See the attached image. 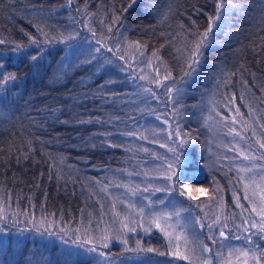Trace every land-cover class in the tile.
<instances>
[{
  "label": "trees",
  "instance_id": "1",
  "mask_svg": "<svg viewBox=\"0 0 264 264\" xmlns=\"http://www.w3.org/2000/svg\"><path fill=\"white\" fill-rule=\"evenodd\" d=\"M65 4L66 0H13L11 4L9 0H0V38L6 40L0 45V56L3 57L0 62L7 72L17 76L16 81L0 84V198H7L4 207L10 217L6 221L0 220V228L6 230L9 238L5 247L0 244V264H19L20 261L22 264H61L59 258L50 255L37 257L39 241L44 247L49 244L45 241L46 235L41 236L39 232L34 235L35 230H30L33 225L24 215L13 223L16 219L13 213H34L37 220L52 212L57 217L63 213L64 221L71 222L72 226L79 224L81 209L85 216L92 213L95 218L99 211L98 197L91 193L98 190L95 181H102L95 176L99 172L94 168L115 167L132 153L123 152L124 146L109 147L108 142L123 145L125 136L121 133L133 127L129 116L144 121L137 127L153 118L148 116L147 108L142 116L135 104L140 97L134 90L143 81H133L127 73L120 72L118 60L105 67L98 66L104 64L103 59L111 57V53L97 54V60L92 64L81 63L89 47L82 43L84 34L81 31L86 28L87 20L84 25H75L80 31L77 40L62 45L46 44L45 48H41L45 43L37 26L47 25L46 30L53 33L65 29L71 31L73 18L79 20L81 15L76 12L79 7L87 9L92 26L100 34L104 29L97 18H104L108 23L115 12L121 18L119 27L125 41L146 45L145 56H150L168 38L178 43L175 33L180 31V24L190 32L203 31L208 26V17L216 13V0H135L131 6L130 0H74L72 8L62 7ZM225 5L220 27L214 29L197 72L190 79L186 78L187 82H192L191 97L184 99L179 125L181 134L188 133L192 137L181 157L188 158L189 163L183 165L185 171L201 178L199 185L209 189V196L216 187L213 182H217L229 210L234 203L226 189V175L213 167L221 145L217 147L210 141L208 116L213 99L220 101L224 92H236V103L247 114L239 99L241 65L245 68L244 77L249 86L255 85L250 90L264 98V93L258 91L264 85V0H225ZM41 8L43 11H37ZM29 35L35 36L40 43L31 44ZM188 38L192 39L191 36ZM214 43H218V49L212 46ZM17 44L24 45L19 52L14 51ZM67 47H75L77 52L66 62L64 51ZM33 55L38 57L36 61L31 59ZM160 55L178 77L175 49L165 44ZM98 67L99 73L94 76ZM231 72H237V76L233 77V84L225 88L222 77ZM211 76L214 78L209 88L200 78ZM58 79L60 82L53 84ZM107 79L116 81L109 90L122 91L113 102L106 103L92 95L84 98L85 92H96L97 81L103 83ZM176 83L182 88L185 81L177 78ZM205 100L206 108L202 107ZM50 107L58 109L55 115L49 113ZM217 110L225 112L220 105ZM98 117L105 122L96 123ZM80 118L91 122L80 123ZM173 125L176 126L175 121ZM25 156L28 159H24ZM50 163L57 167L50 169ZM50 171L52 179H49ZM209 196H204L207 201ZM106 203L105 209L109 202Z\"/></svg>",
  "mask_w": 264,
  "mask_h": 264
},
{
  "label": "snow or ice",
  "instance_id": "2",
  "mask_svg": "<svg viewBox=\"0 0 264 264\" xmlns=\"http://www.w3.org/2000/svg\"><path fill=\"white\" fill-rule=\"evenodd\" d=\"M9 3H13V0H9ZM132 3H135V0H130L129 6ZM73 4L74 0H66V4L62 7L72 8ZM225 7V0H216V13L214 16L208 17V26L203 31L197 29L195 32H190L183 24H180L178 26L180 31L175 33V40L178 43L174 42L172 38H168L159 48L153 50L150 56H145L146 45H142L139 41H125L119 27L122 25L121 18L115 12H113V18L108 23L105 22L104 18H97L98 24L104 29L100 34L92 26L87 9L79 7L76 8V12L81 15L79 20L73 18L71 31L65 29L64 31L56 30L53 33L46 30L47 25L45 27L37 26L36 30L41 33L43 43L69 44L70 41L80 37V31L75 28V25L77 23L84 25V21L87 20L86 30L92 39L84 37L82 41L89 47L87 48V55L81 63L92 64L97 60V54L111 53V57L105 58V64H114L118 60L121 62L118 65L120 72L127 73V77L133 81L144 82L136 86L137 94L143 99L147 107V114L153 116L158 123L154 127L133 126L121 135L133 137L148 144H157L166 150V154H158L141 145L137 151L149 154L153 160L160 161V164L150 171L129 172L128 175H143L148 183H145L143 187L121 183H113L112 186L124 188L131 197L137 196V193L154 195L163 192L169 196L175 194V196L185 198L192 203L190 206L181 208L172 206L171 210H166L171 204L170 201L166 204L163 199L153 201L147 197L140 201H134L131 198L121 199L109 192V184H101L97 180L95 184L99 185V188L91 193V196L98 197L96 203L99 205V211L95 218L92 213L85 216L84 209H81V220L77 226H71L64 221L63 213L60 214V224L57 225L55 212L48 214L52 217L51 220L44 215H41L37 220L34 213L17 211L13 213L16 217L13 223L18 222L19 217L24 215L41 236H54L65 245H71L76 249L83 250L84 253L93 254L96 258V264H114L111 254L104 251L113 242L124 245L123 251L125 252L156 253L159 256L171 255L175 260L185 261L186 264H213L214 260H217L219 264H264V245H262L264 242V163H261L264 161V98L257 97L255 92L250 90L255 85L249 86L248 80L244 77L245 68L241 65L239 69L241 88L239 99L243 102L242 106L247 109V114L241 111V105H237L238 94L236 92L222 93L220 101L213 99L208 120L219 128L225 138H231L223 145V148L229 153H234L232 156L219 155L217 161H239L235 167L232 166V163L227 166L219 163V167H227L228 172H235V180L230 178V182L239 186L234 188L233 200L235 209L240 211L226 209L222 196L218 195L221 188L215 181L213 183H216V187L212 189V195L208 197V202L197 203L200 195L208 194L209 190L205 187H193L190 183L181 180L182 172L179 169L181 157L185 155L183 150L189 145L192 137L188 133L181 134L179 98L183 89L177 86V77L173 75V71L160 55L165 44L171 45L177 53L179 79L187 82L186 78L190 79L197 72L204 50L211 43L214 29H219ZM37 11H43V9H37ZM122 11H126V9H122ZM193 23L195 22L193 21ZM162 35L164 34L162 33ZM189 36L192 39H189ZM29 40L33 45L40 43L35 36L29 35ZM109 41H113V43L110 44ZM5 43L6 40L0 38V45ZM23 47L24 45L17 44L14 51L19 52ZM2 59L3 57L0 56V61ZM31 59L36 61L38 57L33 55ZM98 73L99 67L93 75ZM236 76L237 72L225 73L222 77V86L227 88L232 85L233 77ZM16 80L17 76L7 72L3 63L0 62V84H7L9 81ZM168 81L171 83H167ZM81 83L85 82L82 81ZM115 83L116 81L112 79L104 80L103 83L97 81L96 92H85L83 96L87 99L89 95H92L93 98L111 103L113 98L122 94V91L109 90V86ZM85 87H87L86 83ZM157 89L162 91L158 92ZM258 91L264 93V85H261ZM153 103L162 107L154 108L152 107ZM217 105L222 106L225 112L217 110ZM48 111L55 115L58 109L50 107ZM139 111L142 116L145 115L143 108ZM129 120L139 124L135 116H129ZM173 121L176 122L175 127H173ZM61 122L67 123V121ZM79 122L91 121L80 118ZM95 122L104 123L105 121L98 117ZM148 124L151 125L152 121H148ZM110 134L108 133V135ZM92 146L95 147L96 145L93 144ZM108 146L112 148L123 147L122 144L112 142H108ZM167 153H170L171 156L169 157ZM19 159L18 156L17 162ZM24 159H28V157L25 156ZM49 167L53 169L57 166L50 163ZM225 174L227 175V173ZM52 177L53 174L50 171L49 179ZM156 180L162 181V183H152ZM36 187H39V184ZM241 196L247 202V206L241 203ZM106 197L111 198L107 209L102 202ZM145 200L146 202H144ZM6 203L7 198H0V220L4 221L10 219L5 211L4 205ZM181 203L183 202L181 201ZM118 204L121 205L119 209ZM41 207L43 210V205ZM193 208L199 210L203 215L197 214L191 217L190 223L197 225L199 230L204 232L205 239H200L199 234L190 236L188 234L189 225L182 223L183 213L188 212L191 216ZM205 208L208 209L207 212L204 211ZM106 216L109 218L107 221L105 220ZM138 229H142L145 234H150L153 229L158 230L165 238L168 251H162L151 246L144 247L138 239L134 242V247L129 246L128 234H136ZM205 240L211 245H218V247L214 250ZM232 240L241 241L242 245L234 246L231 244ZM224 242L228 243L225 244Z\"/></svg>",
  "mask_w": 264,
  "mask_h": 264
},
{
  "label": "rangeland",
  "instance_id": "3",
  "mask_svg": "<svg viewBox=\"0 0 264 264\" xmlns=\"http://www.w3.org/2000/svg\"><path fill=\"white\" fill-rule=\"evenodd\" d=\"M81 31H83L84 37H88L89 39H92L90 34L87 32L86 28L81 29ZM62 44L63 43H61L60 45H62ZM214 44H215V46L214 45H212V46L218 49L219 48L218 43H214ZM56 45H54V46H56ZM45 46H46V44L41 46V48H45ZM64 52H65L64 58H65V61L67 62L71 55L76 56L77 49L75 47H67V48H65ZM105 58H107V57H105ZM105 58L103 59V62H104ZM106 65L107 64H105V63L104 64H102V63L98 64L99 67H105ZM177 76H178L177 78L179 79V76H180L179 70L177 71ZM213 78H214V76H211L210 78H208V77L200 78V81H202L207 86L209 85L208 87L210 88ZM60 80L61 79L53 81V84L55 82H60ZM167 83H171V81H168ZM191 83L192 82H185L182 85L183 92L179 98L180 99V105H179L180 115H179V118L182 117V112L184 109L183 108L184 99L188 96L191 97V90H190ZM134 91L137 93V87L135 88ZM157 91L159 92L162 90L157 89ZM135 104L140 109L141 108H143V109L147 108L146 105L144 104V101L142 98H140V100L136 101ZM206 104H207V100H205L203 102L202 107L206 108L207 107ZM152 107L157 108V107H162V106H158L157 104L153 103ZM170 108H171V105H170ZM148 116H150V115H148ZM150 120L152 121L151 125L148 124V121H150ZM150 120H148L147 123L144 124V126L154 127L157 125L158 122H156L154 120V117L151 118ZM139 122L144 123L143 120H141ZM130 125L131 126H137L136 121L131 120ZM173 127H175V125H173ZM208 129L210 132L211 143H216L217 147H219V145H221V152L219 153V155L229 156V154H231V153L227 152L226 149L223 148V145L226 144L228 142V140H230L231 138L230 137L225 138L222 135L219 128L217 126H214L213 122L210 120L208 121ZM130 141H132L131 144H129ZM123 142H124L123 143V146H124L123 152H128V151L132 152L130 155H128L127 160L123 161V163L130 166L134 170L126 169L124 167L123 163H117L114 165L115 167L105 166V167L100 168V169L94 168V170H98V172H99V175L96 174L95 176L99 177V179L102 181L101 184H105V183L109 184V192L112 193L113 196H118L121 199H125V200L131 198L134 201H140L142 198H145V197L150 198L153 201H159L160 199H163V200H165L166 204L169 201L171 202V204L168 205L166 210H171L172 206H175L176 208H181L183 206H190L191 205L192 202L187 201L185 198L177 197V196H175V194H172L171 196H169L163 192L155 193L154 195H151L149 193H137V196L131 197L130 194L126 193V190L124 188H115L114 186H112L113 183H121V184H126V185H128V184L140 185L141 187H143L145 183H148V180L143 175H140V174L131 175V176L128 175L129 172L142 173L145 171H150L152 168L157 167L160 164V161L153 160L149 154H146L142 151H137L138 147H140L141 145H143L144 147L150 148L152 151H154L158 154H161V155L166 154V150L164 148H160L157 144H148L144 141H138L132 137H126L125 136L123 138ZM233 154H231V156ZM167 155L169 157L171 156L170 153H167ZM187 161H188V158H186V160H185V157L183 159L181 158V164L179 166L180 172H182L181 180L185 183H190L193 187H202L201 185H199V182H200L199 180L201 178L198 179V178L194 177V175H191L190 173L185 171V168L183 167V165H186L187 163H189ZM219 163H223L226 166L229 163H232V166L235 167L239 163V161H236V162L216 161L213 163L214 168L219 169L224 174L227 173V175L225 174L227 177L226 189H227L228 193L229 192L231 193V195H232L231 199H232V202L234 203L233 191H234V188H238L239 186L231 183L230 178L233 181L235 180V172H228L227 167L220 168ZM261 163H264V161H262ZM204 179H205V177H204ZM204 179H203V181H204ZM207 179H208V177L206 178V180ZM152 183L160 184V183H162V181L156 180V181H152ZM98 186H97V188H99ZM101 195H104V194H101ZM218 195L222 196V198H223V194L221 192ZM204 196H209V191H208V194H201L197 203L208 202L207 198ZM110 199H111L110 197H106L105 199H103L102 202L107 205L106 202L110 203ZM181 201L183 203H181ZM223 201H224V199H223ZM144 202H146V200ZM241 203H244L247 206V202L243 200L242 196H241ZM225 205H226V209L228 210V201L226 202ZM117 207L119 209L121 207V205L118 204ZM234 209H235V207L229 208V210H234ZM193 210H197V209H194V208L192 209L191 216H189L188 212L183 213L184 219L182 220V223L189 225L188 234L190 236H196L197 234H199L200 239H205L204 238V232H201L197 225L190 223L191 217H194L197 214L203 215V213L199 212V210H197V211H193ZM204 211L207 212L208 209L205 208ZM236 211L239 212L240 210L237 209ZM105 218H106V221L109 219L107 216ZM56 221L60 222L59 217H57V216H56ZM59 224L60 223H57V225H59ZM69 225H71V222ZM230 227H231V223H230ZM30 230H35V229L32 228ZM36 233H37V231L34 232V235ZM0 239L3 240V241L1 240L2 243H0V244L3 245V247H5V244H7L9 238H8V234H6V230L3 228H0ZM45 239H46L45 241L49 242V244L46 247H44V245L41 243V240L39 241L38 249L36 250L38 258H40V256L47 257V255H50V257L53 256L56 259L59 258L61 264H96V258L94 257L93 254L84 253L83 250L76 249L74 246H71V245H65L60 239H58L54 236L50 237V236L46 235ZM137 239L142 242L144 247L151 246L153 248H157V249H160L162 251H166V252L168 251L165 238L162 236L161 233H159L158 230L153 229V231L150 234H145L142 229H138L136 234L129 233L128 234L129 246L134 247V242ZM224 243L226 244L228 242H224ZM231 244L234 246H241L242 242L232 240ZM262 245H264V242H262ZM211 247L215 250L218 247V245H211ZM123 248H124V245L113 242L110 245V247L108 249H104V251L106 253L111 254L113 261H114V264H186L185 261L175 260L173 257H171V255L159 256L156 253L125 252V251H123ZM70 253H71V255H70ZM77 253H79V254H77ZM19 264H22V261H20ZM213 264H219V262L217 260H214Z\"/></svg>",
  "mask_w": 264,
  "mask_h": 264
}]
</instances>
